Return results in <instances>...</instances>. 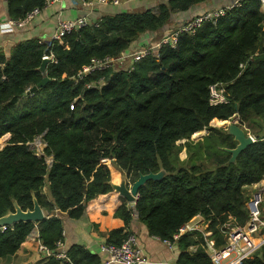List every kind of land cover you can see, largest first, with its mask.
Segmentation results:
<instances>
[{
  "label": "trees",
  "instance_id": "16d2710c",
  "mask_svg": "<svg viewBox=\"0 0 264 264\" xmlns=\"http://www.w3.org/2000/svg\"><path fill=\"white\" fill-rule=\"evenodd\" d=\"M210 1L164 0L156 11L104 14L95 24L66 35L62 44L30 39L14 46L9 56L0 50V138L10 135L6 145L7 137L0 141V148L5 145L0 150V217L14 212L16 204L32 209L33 199L47 213L38 223L0 228V259L15 255L27 240L36 244L35 235L55 250L63 221L54 212L79 218L91 200L113 190L111 183L123 173L133 182L139 174L165 171L161 179L139 188L132 206L122 200L114 216L124 226L107 232L108 244L120 245L132 234L134 214L160 240L172 239L200 214L210 221L217 246L224 244L219 224L246 222L247 188L264 180L262 0H237L215 23L179 33L174 47L162 45L157 56L137 60L130 72L105 70L77 82L70 78L91 58L117 56L145 32L170 33L178 27H169L174 14ZM43 4L8 0V15L23 18ZM50 52V81L28 92L41 80V57ZM101 78L103 85L87 87ZM219 83L226 102L211 105L209 86ZM234 115L254 142L228 163L224 148L237 142L210 122L223 126L222 120ZM203 129L208 134L201 140H190ZM39 136L46 144L40 156L29 144ZM184 147L187 155L181 160ZM201 245L200 232L180 235L175 264H213ZM67 255L64 264H101L100 256L83 245H71ZM59 263L48 257L38 264ZM242 264H264V244Z\"/></svg>",
  "mask_w": 264,
  "mask_h": 264
},
{
  "label": "built area",
  "instance_id": "2783aa9c",
  "mask_svg": "<svg viewBox=\"0 0 264 264\" xmlns=\"http://www.w3.org/2000/svg\"><path fill=\"white\" fill-rule=\"evenodd\" d=\"M59 0H44L42 8L35 7L23 18L15 19L7 17L6 19H0V27L7 25L15 30L26 27L30 21H32L41 10L48 8ZM120 0H96L99 4H113L116 5ZM264 5V0H262ZM237 3L235 0L229 6H221L204 11L199 15L190 17L185 23L177 27L175 30L164 35L154 45H133L128 49L122 51L117 56H105L103 58H91L90 61L82 65L77 72L70 78L74 81L83 80L86 76L105 70L112 71H127L133 70L134 63L140 60L146 55L154 54L158 55L160 47L164 44L174 47L177 41V37L181 32L193 33L197 27L203 22L215 23L217 18L224 14L227 8L232 7ZM82 5L85 7H91V1H82ZM87 16H79L74 19L59 20L57 22L55 31L50 41H57L60 44L63 43V39L66 35L78 31L81 28L90 26ZM40 43L45 41L40 40ZM52 52L44 54L41 59H52ZM104 84L103 78L99 79L96 83L91 82L87 84V87H99ZM76 98L70 103L69 108L72 110ZM209 102L211 105L219 103H225V88L223 84H212L209 86ZM41 137V136H40ZM185 140H181L178 143H183ZM33 142L29 143L30 145ZM44 145L46 146L45 142ZM36 155H43V152H35ZM52 159L46 158L47 164L50 166ZM248 200L246 208L248 209V219L243 225H236L232 222H226L219 224L217 227L220 229L223 237L224 244L217 246L216 239L211 237L212 231L210 230V221L204 218V216L197 214L192 217L187 223H185L178 232L173 234L172 239H164L161 242L168 248H172L177 244V240L180 235L189 232H200L203 236L204 251L207 253L213 264H242L243 260L251 259L255 252L264 244V208L262 189L259 184H253L247 188ZM258 195V197H256ZM55 211L54 215H58ZM6 229V227H2ZM62 238L56 241L55 250H50L47 246L42 244L38 240L37 249L42 252L45 258L54 257L61 262L69 261L67 251L64 248ZM197 245L189 247V251L197 249ZM100 251L107 255V258L102 264H146L149 262L144 255L142 249L139 246L137 237L134 234L128 235L120 245L108 244L106 242L101 243Z\"/></svg>",
  "mask_w": 264,
  "mask_h": 264
},
{
  "label": "crops",
  "instance_id": "0c3cea01",
  "mask_svg": "<svg viewBox=\"0 0 264 264\" xmlns=\"http://www.w3.org/2000/svg\"><path fill=\"white\" fill-rule=\"evenodd\" d=\"M82 1L86 0H59L48 8L41 10V12L24 28L15 30L7 25L1 26L0 50L9 56L13 47L20 42L30 39L48 42L52 38L57 22L61 19H74L85 15L90 24H95L104 14L140 12L147 8H152L153 11H156L158 3L164 0H120L116 5L99 4L96 0H87L92 2L91 7L83 6ZM231 4L232 0H212L210 2L197 4L186 12L174 14L169 27H179L181 26L179 24L185 23L186 20L192 16L199 15L209 9L229 6ZM7 17H9L8 0H0V19L3 20ZM166 34L168 33L164 35ZM161 35L162 32H145L131 42L129 47L133 45H154L159 41L160 37L162 38L164 36ZM183 149L186 155L185 147ZM122 176L127 178L124 173ZM119 181L113 183H119ZM258 184L259 187L262 188L263 193L264 182H259ZM47 190L48 188L45 186L43 192H47ZM122 200L123 198L112 190L108 194L99 195L91 200L86 205L83 214L79 218H70L65 213L56 212L63 221V242L66 251L73 244L83 245L86 249L98 254L102 264L107 258V255L100 251V245L106 241L107 232L111 229L124 226L123 221L114 216V212L122 203ZM127 204L132 206V204L128 202ZM43 212L46 216L47 213H45V211ZM124 231H127V229ZM129 231L137 237L140 248L149 260L146 264H175L179 253L177 244L172 248L166 247L160 239L150 236L146 227L139 222L134 215ZM34 239L35 243L38 245V238L36 235ZM36 244L27 240L15 255L1 258L0 264H38L39 261L45 259V257L42 252L38 251ZM59 264L64 263L61 262Z\"/></svg>",
  "mask_w": 264,
  "mask_h": 264
},
{
  "label": "water",
  "instance_id": "95a60500",
  "mask_svg": "<svg viewBox=\"0 0 264 264\" xmlns=\"http://www.w3.org/2000/svg\"><path fill=\"white\" fill-rule=\"evenodd\" d=\"M235 0H232V3ZM50 61V59H43L41 61L40 66L38 67L39 72L42 75L41 80L31 88H29L27 91L32 92L36 91L38 88L44 86L47 82L50 81V79L46 75V65ZM225 121L226 123L224 125L227 126L226 130L229 135L233 137V139L237 142L236 146L234 148H224L226 152L230 154L228 163L234 162L238 154L246 148L249 144L254 142V139L252 136L247 134L242 127H240L238 123V116L234 115L230 117L227 120H222ZM212 123V121H211ZM217 127H222V126H217ZM200 131L194 133L192 136V139L199 138V136H195L197 133ZM205 134H208V131H204ZM3 137H7L8 139L10 136L6 134ZM201 138V137H200ZM7 144V143H6ZM5 144V145H6ZM5 145L1 148L3 149ZM0 149V150H1ZM165 175L164 170H160L158 172H149L147 174H139L138 178L133 181L132 183H129V181L126 180V177L122 176L121 180L119 183H111L112 189L118 193L120 197L125 199L128 203L134 204L136 200L139 197V188L145 184L147 180H159ZM258 197V195H256ZM15 211L10 212L5 216L0 217V228L2 227H7V226H12L16 223H19L21 221L27 222H33V223H38L42 220L45 219V214L38 204V202L33 199V208L32 209H27L23 210L18 204L15 205ZM134 217L137 218V215L134 214Z\"/></svg>",
  "mask_w": 264,
  "mask_h": 264
},
{
  "label": "rangeland",
  "instance_id": "374dc122",
  "mask_svg": "<svg viewBox=\"0 0 264 264\" xmlns=\"http://www.w3.org/2000/svg\"><path fill=\"white\" fill-rule=\"evenodd\" d=\"M238 124V123H237ZM210 126H213V127H217V126H215L214 125V123H213V121H212V123L210 122ZM241 127V126H240ZM218 128H224L225 130H226V128H227V126L226 125H223L222 127H218ZM244 129V128H243ZM205 129H203V130H201L200 132V135L201 136H199V138H195V139H192L193 137V135L190 137V140H192V141H194V142H196V141H198V140H201L206 134H205ZM226 132H227V130H226ZM247 134H249L250 136H252L249 132H246ZM201 137V138H200ZM3 138H5V137H2V138H0V141L3 139ZM252 138H253V136H252ZM7 141H8V138L6 139V141H5V144L7 143ZM31 147L33 148V150H35V152L37 153V152H42L43 151V148L45 147V145H44V140L42 139V137H37L34 141H33V143L31 144ZM185 150L184 149H182L181 151H180V153H179V158L181 159V160H183V159H185L186 158V155H185V152H184ZM125 174V173H124ZM126 180L127 181H129V178L127 177L126 178ZM263 183L264 182V180H261L260 181V183ZM129 183H132V182H130L129 181ZM262 189V188H261ZM264 190V189H263ZM263 194V199H264V192L262 193ZM262 206H263V208H264V201H263V204H262Z\"/></svg>",
  "mask_w": 264,
  "mask_h": 264
}]
</instances>
